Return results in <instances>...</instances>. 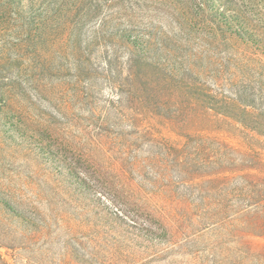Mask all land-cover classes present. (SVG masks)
I'll use <instances>...</instances> for the list:
<instances>
[{"label": "rangeland", "instance_id": "374dc122", "mask_svg": "<svg viewBox=\"0 0 264 264\" xmlns=\"http://www.w3.org/2000/svg\"><path fill=\"white\" fill-rule=\"evenodd\" d=\"M0 264H264V0H0Z\"/></svg>", "mask_w": 264, "mask_h": 264}]
</instances>
